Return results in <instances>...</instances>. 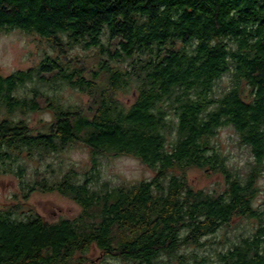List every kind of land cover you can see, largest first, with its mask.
Returning <instances> with one entry per match:
<instances>
[{
    "label": "trees",
    "instance_id": "1",
    "mask_svg": "<svg viewBox=\"0 0 264 264\" xmlns=\"http://www.w3.org/2000/svg\"><path fill=\"white\" fill-rule=\"evenodd\" d=\"M15 29L44 38L55 54L0 74V173L22 180L25 166L15 162L80 143L94 166L105 154L130 155L155 174L101 189L74 169L24 183L26 193L57 192L81 212L48 222L18 203L1 207L0 264H209L196 251L203 238L240 217L257 220L254 232L217 252L215 264H264V201L255 202L264 177V0H0V33ZM76 46L96 49L91 78L85 61L64 56ZM226 75L229 87L216 93ZM45 84L87 95V109L43 93ZM130 93L132 103L120 100ZM40 99L51 120L31 126L26 115ZM225 126L251 153L245 175L212 143ZM190 168L219 172L224 188H194Z\"/></svg>",
    "mask_w": 264,
    "mask_h": 264
},
{
    "label": "rangeland",
    "instance_id": "2",
    "mask_svg": "<svg viewBox=\"0 0 264 264\" xmlns=\"http://www.w3.org/2000/svg\"><path fill=\"white\" fill-rule=\"evenodd\" d=\"M107 28V27H106ZM118 40H113V46ZM45 54L54 55L48 42L32 33H27L19 29L0 33V74L9 75L17 70H27L37 66ZM64 56L68 58H79L85 62L88 68L86 77L91 78L92 72L99 71L100 58L97 57L96 49H84L76 46L67 50ZM100 84L105 83L104 75L98 79ZM230 85L229 76H224L217 84L215 91L221 93ZM33 88L31 83H27L24 89ZM43 93L55 94L64 104H80L87 107V95L71 88L67 84L49 85L45 84L39 88ZM24 90L19 93L24 94ZM119 98L125 104H130L135 99V93L127 95L119 94ZM40 110L26 115L31 126L40 127L41 123L51 120V114L45 106L44 100L40 99ZM212 143L224 154L228 164L241 172L242 175L249 170L253 162L251 153L246 145L239 143V138L231 126L221 127L213 137ZM89 150L82 144L77 143L61 152L48 155H37L30 158H22L15 162V170L19 164L25 166L23 179L12 172L0 173V208L9 205L19 204L23 212L33 208L48 222L57 221L61 218H76L81 207L69 197L57 192H47L31 190L24 197V183L28 185L37 184L42 179L57 180L69 169H74L78 173L79 179H84L88 174L96 176L95 182L98 189L104 183L109 187H118L137 183L141 180L151 179L155 171L142 163L139 159L130 155H110L105 154L97 158V164H92ZM88 171V173H86ZM185 176L189 183L196 189H203L209 192H220L224 188L223 177L216 171H205L200 168H190L185 171ZM260 191L256 198V204L264 201V177H260L257 182ZM26 193V194H27ZM257 226V220L252 218H235L230 225L221 227L215 234L204 237L205 244L202 248L196 249L199 256L207 257L209 264H215L216 254L237 243L242 237L251 235ZM193 249H188L192 251ZM90 257L101 259V253L92 249ZM105 264H125L121 259L108 258Z\"/></svg>",
    "mask_w": 264,
    "mask_h": 264
}]
</instances>
